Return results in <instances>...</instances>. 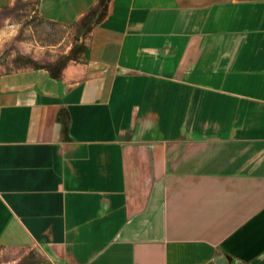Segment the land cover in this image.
Returning <instances> with one entry per match:
<instances>
[{"label": "crops", "instance_id": "crops-1", "mask_svg": "<svg viewBox=\"0 0 264 264\" xmlns=\"http://www.w3.org/2000/svg\"><path fill=\"white\" fill-rule=\"evenodd\" d=\"M21 2L33 32L97 0ZM87 23L58 77L0 74V264H264V0Z\"/></svg>", "mask_w": 264, "mask_h": 264}, {"label": "rangeland", "instance_id": "rangeland-1", "mask_svg": "<svg viewBox=\"0 0 264 264\" xmlns=\"http://www.w3.org/2000/svg\"><path fill=\"white\" fill-rule=\"evenodd\" d=\"M26 10L25 2L0 8V74L32 67V64L56 62L60 56L70 54L71 48L79 43L78 36L84 37L83 33L88 29L87 21L95 20V16H88V9L80 19L79 27L60 28L49 24L44 28V25L37 24L32 32L25 26ZM61 36L64 39L57 45L55 41ZM18 255L27 256L29 260L36 258L33 252L18 253ZM3 256L8 259L12 255Z\"/></svg>", "mask_w": 264, "mask_h": 264}, {"label": "trees", "instance_id": "trees-1", "mask_svg": "<svg viewBox=\"0 0 264 264\" xmlns=\"http://www.w3.org/2000/svg\"><path fill=\"white\" fill-rule=\"evenodd\" d=\"M108 0H97L96 6L90 10L87 14L95 16V20H99L105 11V6ZM86 55V48L83 43H77L76 46L71 48L70 54L60 56L59 59L54 63H46L43 65L32 64V68H44L49 72L52 77H58L60 70L70 60L78 61L83 60Z\"/></svg>", "mask_w": 264, "mask_h": 264}]
</instances>
